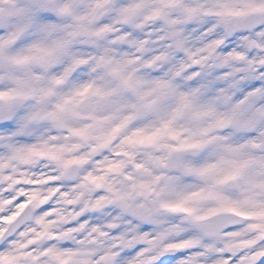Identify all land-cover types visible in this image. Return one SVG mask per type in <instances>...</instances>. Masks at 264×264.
Listing matches in <instances>:
<instances>
[{"label":"clouds","instance_id":"clouds-1","mask_svg":"<svg viewBox=\"0 0 264 264\" xmlns=\"http://www.w3.org/2000/svg\"><path fill=\"white\" fill-rule=\"evenodd\" d=\"M0 264H264V0H0Z\"/></svg>","mask_w":264,"mask_h":264}]
</instances>
